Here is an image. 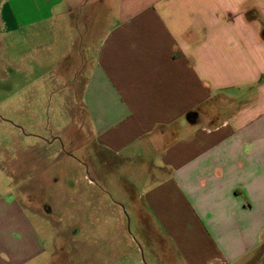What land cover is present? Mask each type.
<instances>
[{
  "label": "crops",
  "instance_id": "crops-1",
  "mask_svg": "<svg viewBox=\"0 0 264 264\" xmlns=\"http://www.w3.org/2000/svg\"><path fill=\"white\" fill-rule=\"evenodd\" d=\"M65 14L67 83L96 145L141 164L158 264H264V0H0V42ZM8 180L0 160V264H54L28 214L50 211Z\"/></svg>",
  "mask_w": 264,
  "mask_h": 264
},
{
  "label": "rangeland",
  "instance_id": "rangeland-1",
  "mask_svg": "<svg viewBox=\"0 0 264 264\" xmlns=\"http://www.w3.org/2000/svg\"><path fill=\"white\" fill-rule=\"evenodd\" d=\"M59 20L22 27L24 37L0 42V160L8 190L26 210L50 211L28 214L56 249L54 264H158L150 252L155 228L141 212V196V205L132 202L146 188L137 182L146 179L137 174L141 164L116 163L91 138L79 83H67L78 79L81 42H67V14Z\"/></svg>",
  "mask_w": 264,
  "mask_h": 264
},
{
  "label": "trees",
  "instance_id": "trees-1",
  "mask_svg": "<svg viewBox=\"0 0 264 264\" xmlns=\"http://www.w3.org/2000/svg\"><path fill=\"white\" fill-rule=\"evenodd\" d=\"M197 111L196 110H189L186 112L185 116L188 120V122L193 123L197 118Z\"/></svg>",
  "mask_w": 264,
  "mask_h": 264
}]
</instances>
